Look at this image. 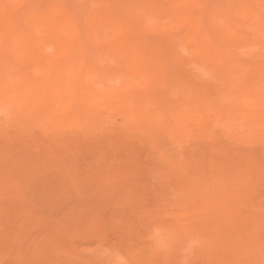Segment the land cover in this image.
Masks as SVG:
<instances>
[{"label": "rangeland", "instance_id": "1", "mask_svg": "<svg viewBox=\"0 0 264 264\" xmlns=\"http://www.w3.org/2000/svg\"><path fill=\"white\" fill-rule=\"evenodd\" d=\"M0 264H264V0H0Z\"/></svg>", "mask_w": 264, "mask_h": 264}]
</instances>
